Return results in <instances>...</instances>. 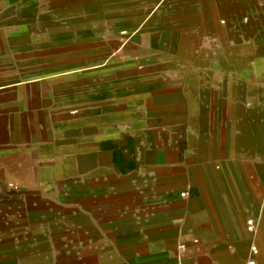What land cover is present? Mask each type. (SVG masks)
Instances as JSON below:
<instances>
[{
  "label": "crops",
  "instance_id": "obj_1",
  "mask_svg": "<svg viewBox=\"0 0 264 264\" xmlns=\"http://www.w3.org/2000/svg\"><path fill=\"white\" fill-rule=\"evenodd\" d=\"M203 2L0 0V264H264V0Z\"/></svg>",
  "mask_w": 264,
  "mask_h": 264
},
{
  "label": "rangeland",
  "instance_id": "obj_2",
  "mask_svg": "<svg viewBox=\"0 0 264 264\" xmlns=\"http://www.w3.org/2000/svg\"><path fill=\"white\" fill-rule=\"evenodd\" d=\"M193 2H196L197 4H201L195 12L192 15V17H189L188 20L198 22V23H203L205 22L204 20V2L203 0H192ZM209 48L215 49L216 52H218V47H208L205 46H196L193 48H190L192 50L193 55H195V59L191 62H188L187 64L185 63H180L178 65H173L174 68H176L177 73H182V90H184V84L188 82V76H189V71L190 73L193 72L196 75L197 79V86L203 87L202 84H200V76L206 77L208 83V90H209V105H223V91L225 90L227 84H229V87H232V84H235L237 81V76L235 74H231L230 76H224L222 75L223 73L221 72L223 69H226L227 67H235L234 62H221L220 60L217 61H203L202 57L199 58L200 54L206 53ZM181 54V53H179ZM218 57V56H217ZM219 59V58H218ZM233 65H232V64ZM236 63V62H235ZM177 66V67H176ZM175 70V69H174ZM213 73V76L211 74ZM184 82V83H183ZM185 91V90H184ZM226 94V93H225ZM222 103V104H221ZM262 106L264 110V90L262 91ZM208 118V117H207ZM210 145L212 148V142L210 141ZM11 187H16V184H14L12 181Z\"/></svg>",
  "mask_w": 264,
  "mask_h": 264
},
{
  "label": "bare ground",
  "instance_id": "obj_3",
  "mask_svg": "<svg viewBox=\"0 0 264 264\" xmlns=\"http://www.w3.org/2000/svg\"><path fill=\"white\" fill-rule=\"evenodd\" d=\"M190 86H191V90H193V94L192 95H189V96H187V98H188V103L190 104V106H197V103H196V101H195V95H196V85H195V83L194 82H191V84H190Z\"/></svg>",
  "mask_w": 264,
  "mask_h": 264
},
{
  "label": "built area",
  "instance_id": "obj_4",
  "mask_svg": "<svg viewBox=\"0 0 264 264\" xmlns=\"http://www.w3.org/2000/svg\"><path fill=\"white\" fill-rule=\"evenodd\" d=\"M180 195H181V196H185V195H184V192H181Z\"/></svg>",
  "mask_w": 264,
  "mask_h": 264
}]
</instances>
